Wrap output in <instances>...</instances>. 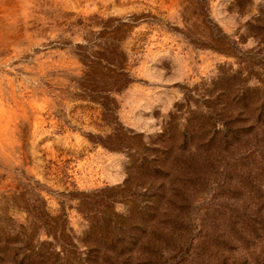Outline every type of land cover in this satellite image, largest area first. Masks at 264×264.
I'll return each mask as SVG.
<instances>
[{"label":"rangeland","instance_id":"rangeland-1","mask_svg":"<svg viewBox=\"0 0 264 264\" xmlns=\"http://www.w3.org/2000/svg\"><path fill=\"white\" fill-rule=\"evenodd\" d=\"M0 93V264H264V0H0Z\"/></svg>","mask_w":264,"mask_h":264},{"label":"crops","instance_id":"crops-1","mask_svg":"<svg viewBox=\"0 0 264 264\" xmlns=\"http://www.w3.org/2000/svg\"><path fill=\"white\" fill-rule=\"evenodd\" d=\"M105 30H101V53H97L93 56V63L96 64L99 68V72L97 74L96 79L93 78V76L90 73L92 71L89 70L88 76L90 77L87 82L83 83L84 86V96L88 99V101L93 102L95 101L99 112L104 113L107 110L106 106V68H107V60H106V54L104 50V43L106 41L105 39ZM87 86V87H86ZM97 86V87H96ZM113 100H117L116 107L114 109L120 108H126L125 105L122 104L121 100H119L117 97H111ZM118 107V108H117Z\"/></svg>","mask_w":264,"mask_h":264},{"label":"bare ground","instance_id":"bare-ground-1","mask_svg":"<svg viewBox=\"0 0 264 264\" xmlns=\"http://www.w3.org/2000/svg\"><path fill=\"white\" fill-rule=\"evenodd\" d=\"M2 92V91H1ZM1 94V93H0ZM13 96V95H12ZM4 98V97H3ZM6 99H3V102L5 103ZM19 101V100H18ZM17 102V100H16ZM26 102V101H25ZM24 102V103H25ZM7 103V102H6ZM11 103V102H10ZM2 104V102H1ZM0 104V105H1ZM26 104V103H25ZM27 106V105H26ZM23 108V107H22ZM20 110V109H19ZM23 110V109H22ZM18 110L10 107L0 106V137L3 140H9L13 133L14 128L17 126V118L18 116ZM28 115V114H27ZM24 118V117H23ZM22 120V119H21ZM27 118L25 119V121ZM27 122V121H26ZM23 123V121H22ZM29 122H27V125ZM21 125V124H20ZM23 125V124H22ZM30 125V124H29ZM23 127V126H22ZM19 128V126H18ZM17 128V130H18ZM26 128V127H25ZM28 129V128H27ZM16 130V129H15ZM20 130V129H19ZM24 130V129H23ZM25 131V130H24ZM16 132V131H15ZM28 132V131H27ZM23 133V132H22ZM26 133V132H25ZM15 135V134H14ZM16 136V135H15ZM18 139V138H17ZM22 139V138H21ZM14 141V140H13ZM12 141V142H13ZM9 142V141H8ZM14 143V142H13ZM25 143V142H24ZM18 145V144H17ZM13 146V145H12ZM16 146V145H15ZM20 148V147H19Z\"/></svg>","mask_w":264,"mask_h":264}]
</instances>
